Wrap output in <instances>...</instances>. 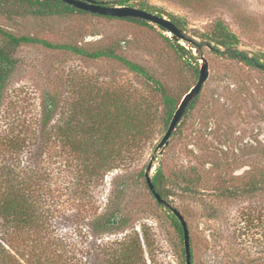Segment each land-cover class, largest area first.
Instances as JSON below:
<instances>
[{
    "label": "rangeland",
    "instance_id": "374dc122",
    "mask_svg": "<svg viewBox=\"0 0 264 264\" xmlns=\"http://www.w3.org/2000/svg\"><path fill=\"white\" fill-rule=\"evenodd\" d=\"M132 1H146L162 9V15L169 19L170 15L179 19L177 26L191 41L180 39L178 42L192 56L177 53L165 39H173L171 33L151 23L143 25L79 12L34 17L0 11V26L15 35H30L90 50L114 47L118 54L139 63L157 79L167 95L173 97L176 107L197 81L194 69L199 70L200 56L208 61L209 75L193 107L186 108L161 151L157 145L167 125L160 117L134 159L108 172L102 185L92 190V203L88 206L78 208L62 190L56 202L58 220L76 209L81 210V219L79 232L74 231L71 223L58 224L59 235L80 240V247H84L82 262L90 264L92 257L86 251L95 235L89 222L108 209L115 186L126 180L128 188L120 202L132 211L135 219L132 226L141 234L143 225L149 234L152 254L149 256L145 248L147 264H184L179 255L181 244L170 218L158 206L145 179L137 177V172L145 171L154 157L150 175L158 167L162 168L165 175L162 185L169 193L167 200L184 216L191 243L197 242L199 253L204 255L209 250L203 239L218 232L221 238L217 244L209 243L212 249L231 245L250 257L262 258L256 264H264V223L255 221L250 225L246 219L248 211L263 212L259 207L264 209V200L218 197L220 187H243L249 177L258 176L260 169H264V71L218 54L208 38L215 23L221 21L237 35L239 50L250 55L264 53V0ZM13 58L15 65L0 98V121L10 103L17 105L18 111L24 109L29 116L37 115L44 90L57 92L60 106L65 105L70 113L73 103H83L87 96L89 79L101 91L117 83L135 86L143 94L149 91L162 115L163 99L153 90L152 83L114 59H90L37 43L21 44L15 48ZM45 162L53 169V182L61 185L58 176L62 167L58 160ZM220 172L223 178H217ZM187 182L203 191V196L193 198L184 192ZM203 203L216 211V218H206ZM127 231L102 238L121 237Z\"/></svg>",
    "mask_w": 264,
    "mask_h": 264
},
{
    "label": "trees",
    "instance_id": "16d2710c",
    "mask_svg": "<svg viewBox=\"0 0 264 264\" xmlns=\"http://www.w3.org/2000/svg\"><path fill=\"white\" fill-rule=\"evenodd\" d=\"M108 3L136 6L158 14L163 12L146 1L135 3L132 0H110ZM0 11H6L9 15L34 17L58 16L70 12L90 13L61 0H0ZM99 16L150 25L139 18ZM170 19L176 25L180 24L179 19L173 15H170ZM159 28L166 31L160 26ZM208 38L214 43L213 50L218 54L264 71V53L250 55L239 50L237 35L221 21L215 23ZM165 39L181 56H192L178 40L169 37ZM23 43H37L48 48L63 49L90 59H114L151 82L153 90L163 99L164 108L162 115H159L158 103L149 91L143 94L137 87L122 83L101 91L100 87L97 88V83L89 79L87 96L81 101L83 103L76 105L74 102L70 113L65 105L60 106L61 99L57 92L44 90L37 115L29 116L24 109L18 111V106L11 103L2 115L0 264H83L84 247H80V240L64 236L65 234L59 235L57 230V225L64 222L71 223L74 231L79 232L81 210L76 209L73 213L62 216L59 221L57 200L64 191L78 208L92 203V190L102 185L108 172L134 159L150 138L160 117L168 127L177 108L176 103L172 96L167 95L160 82L142 65L118 54L112 46L90 50L72 44L52 43L30 35H15L2 26L0 98L9 73L15 65L14 50ZM194 70L198 78L199 70ZM194 100L189 103V108L193 107ZM48 160H58L62 167L60 172L63 176L61 173L58 176L61 185L53 182V169L49 166L50 163L45 162ZM137 177L145 179V171H138ZM164 177L162 168L158 167L152 176V182L157 192L167 200L169 193L162 185ZM221 177L223 178L222 172L217 173V178ZM127 188L126 180L121 185H116L108 209L89 222L91 232L95 235V240L89 241L86 251L92 257L90 264H147L145 248L149 256L152 254L147 230L142 225L140 234L132 226L135 220L132 211L127 209V205L121 206L120 201L125 197ZM183 191L193 198L203 196V191L197 190L188 182ZM237 196L249 197L255 199L254 201L259 198L264 200V169H260L258 176L249 177L243 187L223 186L218 190L220 198ZM157 204L167 213L177 232L181 244L179 255L183 257L185 264L182 226L168 207L158 202ZM203 204L206 218H216V211L209 209L208 204ZM259 209L263 212L246 213L250 225L255 221L264 223V209L261 206ZM124 230L129 231L121 237L102 238L103 235H114ZM235 232L240 231L236 229ZM221 235L218 232L211 233L203 239L209 245V250L204 255L203 252L199 253L197 242L194 245L190 239L191 264H256L262 260L250 257L231 245L222 244L212 249L209 243L217 244Z\"/></svg>",
    "mask_w": 264,
    "mask_h": 264
},
{
    "label": "water",
    "instance_id": "95a60500",
    "mask_svg": "<svg viewBox=\"0 0 264 264\" xmlns=\"http://www.w3.org/2000/svg\"><path fill=\"white\" fill-rule=\"evenodd\" d=\"M77 9L87 11L93 14H99L102 16H111L116 18H139L148 23L154 24L156 26H160L165 29L167 32L171 33L172 38L176 40H189L184 33L180 30V28L171 21L168 17L158 14L156 12H150L144 9H141L136 6L131 5H118V4H110L103 0H61ZM201 64L199 66V73L196 83L183 95L182 99L180 100L177 108L174 111V114L170 120V123L159 141L157 148L161 151L162 148L166 145L168 139L170 138L173 130L175 129L176 125L184 115L186 108L188 107L189 103L195 99L204 84L207 80L209 75V68H208V61L207 59L201 55ZM153 159L148 163L146 170H145V181L148 186L149 191L154 196L155 200L168 207L171 212L177 217L179 220L182 229H183V241H184V248H185V264H191V249H190V233L188 229L187 222L182 215V213L173 206L169 201L164 199L155 189L154 184L152 182V176L150 172L153 166Z\"/></svg>",
    "mask_w": 264,
    "mask_h": 264
},
{
    "label": "flooded vegetation",
    "instance_id": "af4514ba",
    "mask_svg": "<svg viewBox=\"0 0 264 264\" xmlns=\"http://www.w3.org/2000/svg\"><path fill=\"white\" fill-rule=\"evenodd\" d=\"M189 106V105H188Z\"/></svg>",
    "mask_w": 264,
    "mask_h": 264
}]
</instances>
